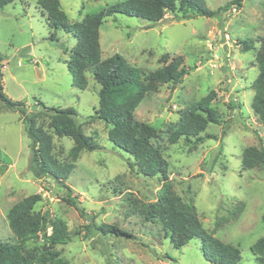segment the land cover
<instances>
[{
	"label": "rangeland",
	"instance_id": "rangeland-1",
	"mask_svg": "<svg viewBox=\"0 0 264 264\" xmlns=\"http://www.w3.org/2000/svg\"><path fill=\"white\" fill-rule=\"evenodd\" d=\"M120 1L61 0L71 21ZM230 1L206 0L210 9L220 10L215 16L180 19L181 12H168L152 27L146 20L123 14L107 17L100 42L102 58L120 53L147 72L163 66L164 57L184 56L189 74L176 87L162 84L148 93L136 108L135 118L156 127L158 136L152 142L168 161L174 188L184 199L193 198L204 227L241 250L238 264H258L251 246L264 235V165L244 168L242 153L247 146H259L257 133L264 140V124L258 122L251 105L259 73L258 40L264 34V0H243L241 6L226 9ZM50 33L38 0H15L0 9L3 90L14 100H24L28 112L38 108V100L76 109L84 132L98 143V149L82 151L64 182L38 178L30 169L31 140L21 113L0 107V241L19 242L9 227L8 212L15 203L39 193L42 200L35 210L48 211L68 226L70 240L56 249L69 264H213L204 256L201 240L177 249L162 224L142 214L140 207L159 197L161 179L133 169L129 164L133 157L110 141V125L89 118L100 107L101 85L91 70L86 73V89L74 85L68 60L76 40L58 31L55 35L61 45L49 39ZM249 38L254 44L244 51L241 40ZM211 91L216 92L211 106L220 122L210 123L201 135L214 138L196 148L185 138L171 144L170 133L192 104ZM36 124L52 134L56 158L71 162L69 150L74 141L57 135L44 115L37 117ZM70 195L77 204L69 202ZM240 201L243 210L230 218ZM91 221L118 224L134 236L97 229L87 233ZM43 243L40 234L24 247L41 251Z\"/></svg>",
	"mask_w": 264,
	"mask_h": 264
},
{
	"label": "trees",
	"instance_id": "trees-1",
	"mask_svg": "<svg viewBox=\"0 0 264 264\" xmlns=\"http://www.w3.org/2000/svg\"><path fill=\"white\" fill-rule=\"evenodd\" d=\"M14 1L0 0V9ZM242 2L243 0H231L225 8L241 6ZM38 4L52 30L49 36L52 42L63 45L60 38L55 35L58 31L76 40L68 60L74 85L80 89L88 87L86 75L88 70H91L93 78L101 85L100 107L89 118L100 119L110 125L108 132L110 141L133 157L134 160L129 163L133 169L137 168L146 177L158 176L162 181L159 197L155 202L141 206L142 214L151 222L159 221L177 249L198 239L202 241L204 256L213 264H238L242 258L241 250L231 243L220 240L213 231L207 230L198 215L193 198L188 201L175 190L168 174V161L152 142L158 136L156 127L135 118L136 108L148 93L157 91L162 84L176 87L189 74L191 68L184 63V56L178 55L171 60L164 57L163 66L147 72L132 65L120 53L102 58L100 42L104 20L107 17L116 18L118 14L146 20L149 22L148 27H152L168 12H181L180 19H190L198 16L212 17L220 10L210 9L206 0H123L87 14L82 20L71 21L61 0H38ZM258 42L260 47L256 61L259 73L254 80L251 105L258 122L264 124V34L259 37ZM241 43L243 50L247 51L252 48L254 40L244 39ZM4 60L5 58L0 55V64H3ZM1 73L0 70V76ZM215 97L216 92L211 91L195 101L179 126L170 133L168 141L174 144L185 138L192 142V148H196L208 138H214L212 135L201 133L210 123L220 122V116L211 106ZM37 106L35 111L28 112L24 100H14L4 92L0 78V107L19 111L26 125L31 140V171L38 178L52 177L64 182L68 180L81 152L98 149V143L84 132L76 109L48 106L41 100L37 101ZM39 115L50 119V124L57 135L70 137L74 141L69 150L71 162L61 163L56 158L53 153L52 134L36 124ZM257 135L259 146L251 145L243 150L244 168L253 169L264 165V140L259 133ZM193 137H197L195 141H192ZM41 200V194H33L10 208L7 216L9 227L19 242L0 241V264H69L61 255V251L56 249L57 244H65L70 240L68 226L64 220L53 218L48 211L45 213L36 211V205ZM68 200L73 205L77 204L72 195ZM243 208L244 204L240 201L230 213V218H236ZM86 219L90 220L89 217ZM262 220L264 222V212ZM219 226L220 222H217L216 227ZM94 229L104 234L134 236L115 223L96 224L91 221L87 225V233ZM40 234L44 238L42 250L25 249V242ZM251 250L257 256L258 264H264V235L254 242Z\"/></svg>",
	"mask_w": 264,
	"mask_h": 264
}]
</instances>
